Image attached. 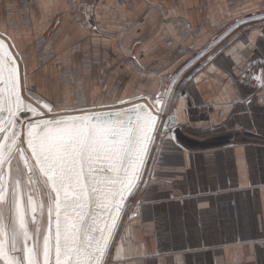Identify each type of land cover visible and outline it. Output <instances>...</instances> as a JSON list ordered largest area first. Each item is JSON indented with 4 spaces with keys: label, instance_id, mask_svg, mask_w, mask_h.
<instances>
[{
    "label": "crops",
    "instance_id": "0c3cea01",
    "mask_svg": "<svg viewBox=\"0 0 264 264\" xmlns=\"http://www.w3.org/2000/svg\"><path fill=\"white\" fill-rule=\"evenodd\" d=\"M0 33L15 39L29 87L54 105L113 111L133 105L118 98L150 94L166 112L175 103L192 136L263 141L191 152L157 140L151 180L122 212L113 264H264V103L254 84L264 0H0ZM254 34L230 59L225 45Z\"/></svg>",
    "mask_w": 264,
    "mask_h": 264
},
{
    "label": "snow or ice",
    "instance_id": "6c2138e0",
    "mask_svg": "<svg viewBox=\"0 0 264 264\" xmlns=\"http://www.w3.org/2000/svg\"><path fill=\"white\" fill-rule=\"evenodd\" d=\"M254 38L236 44L237 35L224 51L241 59ZM22 61L15 39L0 33V264H113L121 259L119 249L113 256L118 221L151 180L156 141L178 143L175 103L166 112L149 94L118 98L134 105L127 110L57 106L29 87ZM254 82L264 103V73Z\"/></svg>",
    "mask_w": 264,
    "mask_h": 264
},
{
    "label": "water",
    "instance_id": "95a60500",
    "mask_svg": "<svg viewBox=\"0 0 264 264\" xmlns=\"http://www.w3.org/2000/svg\"><path fill=\"white\" fill-rule=\"evenodd\" d=\"M143 103L144 102H142L141 104ZM133 106L134 105L126 107L124 108V110H127L128 108H131ZM25 118L29 119L30 117L26 116ZM175 135H176V140L178 141V143L176 144L185 151H191V152L214 150V149L224 148L230 145L242 144V143L249 144V143L263 142L258 139L246 138L240 133H231V132L220 133L206 138H198L187 133L179 123H178V127L175 129ZM42 181H43V177L41 176L36 181L37 187L41 186ZM121 217H122V213L120 219ZM119 222L120 220L118 221V224Z\"/></svg>",
    "mask_w": 264,
    "mask_h": 264
},
{
    "label": "built area",
    "instance_id": "2783aa9c",
    "mask_svg": "<svg viewBox=\"0 0 264 264\" xmlns=\"http://www.w3.org/2000/svg\"><path fill=\"white\" fill-rule=\"evenodd\" d=\"M260 74H261V70H258V72H256L255 75H254V81H255V78H256L257 76H259ZM254 84H255L256 87H260V85H259L258 83H255V82H254Z\"/></svg>",
    "mask_w": 264,
    "mask_h": 264
}]
</instances>
